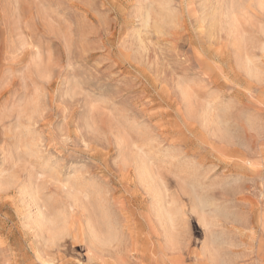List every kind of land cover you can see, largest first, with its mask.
Returning <instances> with one entry per match:
<instances>
[{
    "label": "rangeland",
    "instance_id": "obj_1",
    "mask_svg": "<svg viewBox=\"0 0 264 264\" xmlns=\"http://www.w3.org/2000/svg\"><path fill=\"white\" fill-rule=\"evenodd\" d=\"M149 2L0 0V264H264V0Z\"/></svg>",
    "mask_w": 264,
    "mask_h": 264
},
{
    "label": "bare ground",
    "instance_id": "obj_2",
    "mask_svg": "<svg viewBox=\"0 0 264 264\" xmlns=\"http://www.w3.org/2000/svg\"><path fill=\"white\" fill-rule=\"evenodd\" d=\"M143 3H145V5L143 6V7H141L143 10H144V12L142 13V17H141V22H142V26L143 27H147L148 26V24H149V20H150V7H151V4H150V2H149V0H141ZM228 2V1H227ZM140 4V3H139ZM224 4V3H223ZM226 5V4H225ZM224 5V6H225ZM234 7V6H233ZM139 8V7H138ZM226 10H224V11H228V12H231L230 11V6L229 5H226ZM140 11V10H139ZM138 11V12H139ZM230 14V13H229ZM230 25V24H229ZM231 27V26H230ZM229 27V28H230ZM243 52V51H242ZM36 55V54H35ZM33 103V102H32ZM30 104H31V102H30ZM32 106H34V105H32ZM35 106H37V105H35ZM23 111V110H22ZM1 118V117H0ZM6 118V117H5ZM210 118V117H209ZM22 120V119H21ZM88 122V121H87ZM87 124V123H86ZM86 127H88V128H90L88 125H86ZM91 128H92V125H91ZM6 129H7V127H6ZM24 145V144H23ZM32 148L34 147L33 145L31 146ZM17 150H19V149H17ZM23 152V151H22ZM31 152H33V151H31ZM136 160V159H135ZM147 161V160H146ZM145 160H143L142 158H140L139 159V161H138V170H139V178H141L142 179V181L147 185V188H148V190H149V193L151 194V198H152V200H154L153 202H154V205H155V207H154V209H156V213H158L159 215H160V217H158L159 219H160V221H161V219H162V223H164V225L163 226H165L166 227V232H167V227H170V226H168L169 225V223H171V216H170V212H169V208H168V201H167V196H166V189H165V186L163 185V183L162 182H160V180L155 176V174H154V172L152 171V168L150 167V165H149V161L148 162H146ZM136 162H137V160H136ZM10 163V162H9ZM48 166V165H47ZM136 166V167H137ZM14 168V167H13ZM46 169V168H45ZM137 169V168H136ZM137 170V171H138ZM9 172V171H8ZM1 173V172H0ZM28 174V173H27ZM137 174V175H138ZM4 175V174H3ZM17 175V174H16ZM33 175V174H32ZM35 175V174H34ZM37 175V174H36ZM30 176V175H29ZM38 176V175H37ZM10 177V176H9ZM31 177V176H30ZM8 179H10V178H8ZM8 179H7V181H8ZM11 179H13L12 177H11ZM19 180H20V178H19ZM12 181V180H11ZM26 182L28 183H26L28 186V188H29V195L31 196L30 198H32L33 199V201H34V203L35 204H33V205H35L36 206V208H37V214H36V216L35 215H33L35 218L33 219V218H29L31 221H30V223H31V225H32V228L33 229H35V231H36V234H37V232H38V236H37V238L39 239V241L41 242V245H45V246H53L54 244H55V242L56 241H58L59 240V238L61 237V236H63V233L64 232H62V228H61V232L60 233H58V232H56V228H55V225H57L58 223H56L57 221L55 220V218H56V216L54 215V217H52L53 216V213L52 212H56V211H58L57 209H55L56 207L54 206V207H51L50 208V204L52 203V202H54V201H52V199L51 198H48V204L49 205H47L46 204V201H40L41 200V198L39 199V194H40V190H39V187L37 186V183H36V178L34 177L33 179H31V178H29V182L26 180ZM142 183V182H141ZM11 184L13 185V182L11 183V182H6V181H4V183L2 184L1 183V187L3 188V189H9L10 187H11ZM144 185V184H143ZM26 187V188H27ZM41 187V186H40ZM68 187V186H67ZM144 187H145V185H144ZM1 188V189H2ZM25 190V189H24ZM71 190V189H70ZM69 190V191H70ZM2 191V190H1ZM6 191V190H5ZM43 191V190H42ZM41 193H43V192H41ZM67 194H69L68 192H66ZM73 193V192H72ZM41 195V194H40ZM70 195V194H69ZM41 197V196H40ZM46 206H47V208H48V206H49V208L51 209V211L52 212H50V213H47V212H45L46 210ZM171 209V208H170ZM65 210V209H64ZM155 211V210H154ZM65 212V211H64ZM55 214V213H54ZM159 215H157V216H159ZM31 217V216H30ZM52 217V218H51ZM63 217V216H62ZM61 219V218H60ZM63 219V221H64V218H62ZM58 220V219H57ZM65 222V221H64ZM164 227V228H165ZM171 228H172V226H171ZM92 230V232H91V234L93 233V235L95 234L93 231H94V229L92 228L91 229ZM34 231V232H35ZM169 231V230H168ZM47 232H50V233H48V234H50L49 235V238H46L47 236H45V233H47ZM92 238H93V240H95L93 243L94 244H96V245H104V243L101 241V240H99L98 239V237H93L92 236ZM64 239V238H63ZM96 242V243H95ZM98 245V246H99ZM46 247V248H47ZM106 247V246H105ZM105 247H101V248H105ZM107 249V248H106ZM50 250V249H49ZM42 254V253H41ZM38 255V254H37ZM39 256V255H38ZM39 260V259H38ZM41 262H42V260H41Z\"/></svg>",
    "mask_w": 264,
    "mask_h": 264
}]
</instances>
